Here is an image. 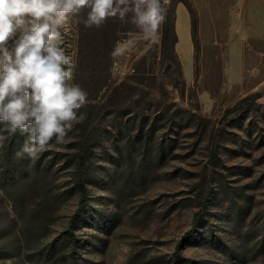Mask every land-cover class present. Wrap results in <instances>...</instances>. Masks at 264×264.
Listing matches in <instances>:
<instances>
[{
	"label": "rangeland",
	"instance_id": "1",
	"mask_svg": "<svg viewBox=\"0 0 264 264\" xmlns=\"http://www.w3.org/2000/svg\"><path fill=\"white\" fill-rule=\"evenodd\" d=\"M166 6L174 29L184 11L180 51L130 21L63 29L85 118L38 159L0 147V264H264V0Z\"/></svg>",
	"mask_w": 264,
	"mask_h": 264
},
{
	"label": "clouds",
	"instance_id": "2",
	"mask_svg": "<svg viewBox=\"0 0 264 264\" xmlns=\"http://www.w3.org/2000/svg\"><path fill=\"white\" fill-rule=\"evenodd\" d=\"M168 2L0 0V147L19 133L25 140L16 156L38 159L48 148L71 142L69 133L85 118L80 110L88 93L74 83L77 64L64 46L63 29L70 21L86 28L113 18L130 21L145 40L157 42ZM125 50L118 42L111 55Z\"/></svg>",
	"mask_w": 264,
	"mask_h": 264
},
{
	"label": "trees",
	"instance_id": "3",
	"mask_svg": "<svg viewBox=\"0 0 264 264\" xmlns=\"http://www.w3.org/2000/svg\"><path fill=\"white\" fill-rule=\"evenodd\" d=\"M167 8V19L166 22L162 26V37H161V45L162 47H166L169 43V48L173 50L174 45L177 42V34L173 26L170 27L169 21H170V12L168 7L165 5ZM174 55V54H173ZM25 140L24 136H21L19 133L16 135L10 136V143L9 147L12 149H20L23 142ZM74 164L76 168H78V172L75 173V175L72 178V186L71 188H75L80 196L78 200V205L76 209L74 210L73 214L70 216L69 221H68V229H65L62 231V239L69 243L72 248L75 247L78 243V238L76 234L74 233V228L78 220H80V216L82 211L84 210L86 206V201H87V192H88V186H87V181L91 179V174L92 171L91 169L88 170L86 162V156H85V151L82 148V151L80 154L77 156V159L74 160ZM82 164V165H81ZM37 165V163H36ZM81 166L84 167V170L81 171ZM41 169L44 166H40ZM39 168V167H37ZM87 170V171H86ZM201 219V217H196L195 219V224ZM183 261V264H192L191 259L189 258H181Z\"/></svg>",
	"mask_w": 264,
	"mask_h": 264
},
{
	"label": "crops",
	"instance_id": "4",
	"mask_svg": "<svg viewBox=\"0 0 264 264\" xmlns=\"http://www.w3.org/2000/svg\"><path fill=\"white\" fill-rule=\"evenodd\" d=\"M175 31L177 34V42L176 44L178 45V50L179 49V43H180V37H181V33L183 34V36L186 37V39H188V29H187V22L184 16V11L181 7L177 8V16H176V22H175Z\"/></svg>",
	"mask_w": 264,
	"mask_h": 264
}]
</instances>
